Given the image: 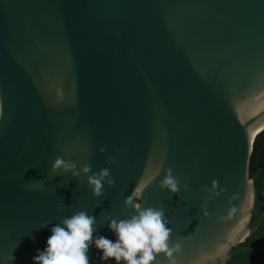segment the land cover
<instances>
[{"label": "water", "instance_id": "95a60500", "mask_svg": "<svg viewBox=\"0 0 264 264\" xmlns=\"http://www.w3.org/2000/svg\"><path fill=\"white\" fill-rule=\"evenodd\" d=\"M263 138L264 0H0V264H34L80 210L115 240L126 199L165 211L179 251L154 264H225L250 233ZM57 157L115 184L96 199L52 174ZM168 168L176 194L158 187Z\"/></svg>", "mask_w": 264, "mask_h": 264}, {"label": "clouds", "instance_id": "9594fccd", "mask_svg": "<svg viewBox=\"0 0 264 264\" xmlns=\"http://www.w3.org/2000/svg\"><path fill=\"white\" fill-rule=\"evenodd\" d=\"M99 151L104 153L106 149L101 147ZM108 163L115 164L116 161L113 157H108ZM51 172L54 176L57 173L61 176L70 173L76 180L86 177L87 187L96 199L105 196V183L108 188L115 184L109 168L93 173L91 164L85 163L78 170L76 162L62 157L55 159ZM172 172L171 168L164 171L158 187L162 191L167 190L169 194H176L180 190V181ZM149 183L151 180L142 183L136 189L137 194ZM125 204L131 206L135 214L127 219H110L108 229L114 234L115 240L102 235L94 236L97 230L96 218L87 211L80 210L51 228L46 247L34 256V264H90L88 252L93 246L101 254V261H112L114 264H154L158 254L172 257L179 251L178 244L170 247L172 230L167 226L168 221L162 207L142 208L138 203L133 204L131 199H126ZM47 226L46 222L40 227ZM172 264H175L174 260Z\"/></svg>", "mask_w": 264, "mask_h": 264}, {"label": "trees", "instance_id": "16d2710c", "mask_svg": "<svg viewBox=\"0 0 264 264\" xmlns=\"http://www.w3.org/2000/svg\"><path fill=\"white\" fill-rule=\"evenodd\" d=\"M248 179L253 190L248 220L250 233L230 249L225 264H264V138L251 150Z\"/></svg>", "mask_w": 264, "mask_h": 264}, {"label": "bare ground", "instance_id": "6f19581e", "mask_svg": "<svg viewBox=\"0 0 264 264\" xmlns=\"http://www.w3.org/2000/svg\"><path fill=\"white\" fill-rule=\"evenodd\" d=\"M82 155V150L76 149L73 153V158L78 159ZM148 173V169L145 170V175Z\"/></svg>", "mask_w": 264, "mask_h": 264}]
</instances>
